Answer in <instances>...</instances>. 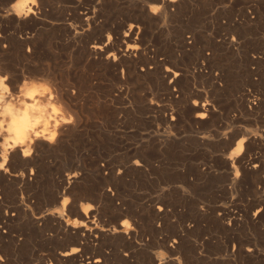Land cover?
I'll return each mask as SVG.
<instances>
[{
    "label": "rangeland",
    "instance_id": "obj_1",
    "mask_svg": "<svg viewBox=\"0 0 264 264\" xmlns=\"http://www.w3.org/2000/svg\"><path fill=\"white\" fill-rule=\"evenodd\" d=\"M6 1L0 0V9ZM14 1L16 0H12ZM260 1L189 0L173 19L161 24L148 25L146 45L151 51V62L166 59L169 63L177 65L183 73L184 83L178 89L180 103L177 105L194 100H204V102L209 100L215 109L214 118L207 127L199 128L183 119L175 126L177 129L170 127L162 119V115L167 110H169L167 113L170 112L176 103L164 101L160 107L162 112L158 113L148 111L142 115L138 109L139 99L144 96L150 100L155 94L156 87L152 79L150 82L132 78L123 90L121 98L113 103L110 109L102 112L100 110L102 96L98 94L103 95V91L110 86L113 79L109 80L108 76L93 67L81 68L82 64L76 62L73 56L76 40L68 32V26H65L66 24L72 28H83L84 38L85 36L86 38L95 37L99 29L113 27L124 22L126 18L134 16L136 9L143 4L144 0H60L54 3L50 9V22L62 28L63 36L56 32L57 30L43 35L44 38L42 36L41 43L44 46L42 57L45 59L40 58V61L54 64L53 66L57 65L56 67L67 65L70 69L83 72L82 76L87 78L94 74L92 80H95V86H93L95 88L92 90L93 87H91L92 89H88L83 96V99L85 97L83 100L85 114H83L81 135L80 132L74 135L63 148L64 152L62 150L53 155L54 157L51 156L55 160L51 157L47 159L48 173L39 189L32 194L18 192L13 195L11 200L13 206L16 205L15 201H21L22 204L16 205L14 209L18 208V211L31 209L36 221H40L45 216L50 218L56 209L55 175L80 171L79 173H83V179L80 185L73 188L72 200L69 199L71 206L66 208L71 210L63 212L64 220L70 224L78 222L74 213L83 209L86 204L97 207V217L101 223L113 221L112 219L123 210L128 213V216L119 219L118 222L125 220L129 225L125 223V226L131 230L137 227L136 241L147 244L148 247L142 251V254L155 255L163 252L166 240L176 238L181 224L183 221L191 220L195 209H207L208 212L224 209L226 213L232 216L234 214L241 225L239 228L234 226V229L228 228L231 230L229 231L227 227H222L220 224L218 226L211 219H196L197 223L199 222L197 230L189 236L192 239L189 245L195 252L197 251L193 264L194 262L195 264H257L256 260L264 253V225L252 226L245 223V215L250 211L248 209H255L262 203V196L258 194L259 185H257V181L259 184L261 179L258 180L259 178L255 177L238 186H228L223 179L225 176L223 169L218 166L220 162L218 159L221 160L223 154H228L233 149L226 142L237 139L241 133L264 138L262 134L264 116L246 117L248 115L245 110H242L244 108L241 102L243 91L251 90L250 92L254 95L261 94L259 92H262L264 87L262 80L264 73L257 71L252 75L255 76L254 78H248L244 66L245 59H243L245 51L249 48L255 50L257 44L256 26L251 27L250 30L252 28L253 30L247 38L244 21L247 14L253 18L252 20H256ZM73 2L91 10L92 19L89 27L78 23L75 17L70 16ZM64 16L68 21H64ZM71 19L74 22H71ZM157 53L162 55L158 57ZM20 63L22 65L18 64V69H22L23 65L27 64L23 61ZM201 72L203 73L200 74ZM149 94L150 96H147ZM159 117L162 118L159 119ZM257 118L262 119L259 121ZM225 137L229 138V141L228 139L226 141ZM134 143L139 145L143 143L147 146V173L137 180L132 179L129 172L131 147ZM226 146L228 149H225ZM259 151L254 149L252 152ZM107 190L113 193L111 199L103 195V192ZM157 204H163L168 212L165 210L164 214L155 216L154 208ZM238 210L242 215L237 212ZM51 229L55 230L51 231ZM51 229L49 239L37 231V233L33 231V235L29 234L28 247L21 252L19 250L16 251L17 253L14 252L9 260L11 264H43L40 254L52 255L72 242V236L62 237L63 235L57 234L56 227ZM234 240H237V246L246 248L249 245L250 249L252 248V256L246 259L241 258L242 260L233 257L230 253L233 246H236L232 244L235 243ZM111 242L118 244L119 240ZM117 246L114 245V250L111 248V253L109 252L116 259L119 256V252L116 251L119 250ZM91 249H86L89 255L98 253L96 249ZM175 257L176 255L172 258ZM132 264L147 263L138 258Z\"/></svg>",
    "mask_w": 264,
    "mask_h": 264
},
{
    "label": "bare ground",
    "instance_id": "obj_2",
    "mask_svg": "<svg viewBox=\"0 0 264 264\" xmlns=\"http://www.w3.org/2000/svg\"><path fill=\"white\" fill-rule=\"evenodd\" d=\"M58 1L60 0H16L14 2L7 0L0 9V264H11L9 260L12 254L17 250L21 252L28 247L29 237L33 231L40 232L46 239H49L51 236L49 234L50 229L55 227L57 234L63 235L62 237L72 236L73 240L70 244H66V247L64 245L65 248L53 252L52 255L40 254L43 264H65L67 262L73 264H132L138 258L147 264H193L192 261L196 260L197 251L195 252L189 245L192 240L189 236H192L197 230L199 222L197 223L196 219H211L218 226L220 224L227 229H234L233 226L239 228L241 225L234 214L232 216L230 213H226L224 209H222L223 211L220 209L212 212H208L207 209H195L191 220L183 221L181 224L179 233L177 232L178 235H175L176 238L166 240L163 245V252L155 255L145 253L146 255H144L142 251L148 247L147 244H140L136 241L137 227L131 230L125 226L126 224L129 226L125 220L118 222L119 219L128 216V213L123 212V210L112 219L113 221L101 223L98 221L97 207L93 204H86L83 209L81 208L74 213L78 222L72 225L64 220L63 212L71 210V208H66L71 206L69 199L72 200L73 188L80 185L83 179V173H79L80 171H71L66 175L59 173L55 175V179L53 178L57 188L56 209L50 218L45 216L40 221H36L31 209H19V211L18 208L14 209L16 205L22 204L21 201L14 202L13 200L16 204L13 206L11 201L13 195L18 192L32 194L39 189L48 173L49 163L47 159L60 153L73 136L80 132L83 127V114H85L83 113L85 110L83 104L85 97L83 99V96L88 89L95 86V80H92L94 74L87 78L82 76L83 72L70 69L67 65L56 67L57 65L53 66L54 64L40 61V58H44L42 57L44 53L42 51L44 46L41 43L42 36L54 32V30L63 36L62 28L50 22L51 6ZM188 1L144 0L143 4L136 9L134 16L126 18L124 22L113 27L101 28L95 37L86 38L85 36L86 39L83 37L85 35L83 28H72L65 24L68 26L67 30L71 37L76 40L73 56L76 62L82 64L81 68L93 67L98 72L108 76L109 80L113 79L110 86L105 91L102 90L103 95L98 94V96H102L100 105L102 112L110 109L111 105L121 98L128 82L135 78L139 81L152 79L156 87L153 98L147 100L143 96L137 101L138 109L142 115L148 111L162 112L161 104L164 101H170L176 103L175 107L168 113L169 110H167L162 115L163 118L159 117V119H164L170 127H175L184 119L192 125L203 128L204 126L207 127V124L214 118L215 109L209 100H207L209 103L204 102V100H194L186 101L187 103L180 106L177 105L180 103L178 89L184 83L182 71L177 65L163 59V56L162 61L155 58L158 60H154L155 62L152 63L151 51L146 45L148 25L150 23L161 24L173 19ZM71 7L70 16L75 17L78 23L89 27L92 19L91 10L75 2ZM252 19L251 16L246 15L244 29L246 37L249 38L248 35L253 30V28L250 30L251 27L256 26L257 44L255 50L246 48L243 58L245 59L246 76L251 79L254 72L264 73V0H261L258 5L256 20ZM64 21H68V19L65 18ZM71 22L74 21L71 19ZM233 40L235 42V39ZM60 44L62 47L61 38ZM160 54L157 56L160 57ZM55 60L57 61L58 58ZM20 61L29 65L25 64L23 68H26L18 69V64H20L19 66L22 65ZM90 72L92 71L90 70ZM262 80L264 85V78ZM245 91L240 95L244 108L242 110H245L248 115L246 117L257 115L263 117L264 87L262 92L258 91L261 94L255 93L254 95L250 92L251 90ZM88 111L90 110L88 109ZM262 121L264 122V120ZM162 122L164 123L163 120ZM225 138L226 141L227 139L229 141V138ZM226 144L233 149L228 154H223L221 160L218 159L220 161L218 166L223 169L225 175L223 179L228 186L235 187L255 177H258V180L261 179L259 184L257 181V185H259V193H257L261 194L262 203L255 209H248L250 211L245 215V223L252 226H262L264 225V151L262 150L264 149V138L241 133L237 139L231 140L229 143L226 142ZM254 149L260 151L254 153L252 152ZM146 150L147 146L143 143L141 145L134 143L131 147L129 172L132 179L137 180L147 173ZM52 159L55 160V158ZM103 195L108 199L113 197V193L108 190L104 191ZM165 210L163 204H157L154 208V214L159 217L165 213ZM229 210L231 211V209ZM113 240H119V243L113 244L111 242ZM236 242L237 240L232 244H236ZM237 244L233 248L230 246L232 248L230 254L233 257L246 259L252 256V248L250 249L249 245V247L244 248L240 245L237 246ZM114 245H118L117 249L119 250H116L119 252L118 259L110 254ZM87 248L96 249L98 253L89 255L86 252ZM174 255L176 257L172 258ZM256 261L257 264H264V253Z\"/></svg>",
    "mask_w": 264,
    "mask_h": 264
}]
</instances>
